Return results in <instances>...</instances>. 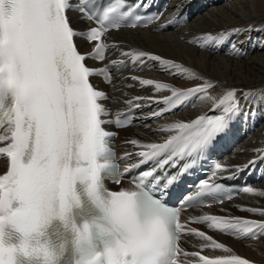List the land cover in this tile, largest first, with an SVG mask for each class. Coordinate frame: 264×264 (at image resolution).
<instances>
[{"label":"snow or ice","instance_id":"snow-or-ice-1","mask_svg":"<svg viewBox=\"0 0 264 264\" xmlns=\"http://www.w3.org/2000/svg\"><path fill=\"white\" fill-rule=\"evenodd\" d=\"M88 5L89 0H0V143L4 145L0 146V156L7 158L6 171L0 174V264H181V256L198 258L192 264H249L205 232L187 228L181 221L182 209L166 202L177 175L162 181L156 173L175 166L178 159L187 163L194 154L207 152L218 138L227 135L252 91L231 88L222 97L205 96L201 94L213 88L210 81L183 90L132 75L127 79L153 86L157 93L168 90L171 94L155 101L129 99L125 102L129 111L114 115L101 103L108 99L107 94L90 82V77L99 75L111 85L110 65L91 68L85 61L103 62L106 50L117 47L104 38L110 29L121 28L129 13L117 15V5L97 15ZM69 11L98 26L74 28ZM160 17L156 14L145 20L136 16L128 26H148ZM176 22L169 19L158 25V30ZM254 30L264 31L254 25L246 28L248 32ZM238 34H242L241 29L236 27L205 39L219 46ZM77 37L94 45L90 53L78 50ZM231 47L237 49L235 43ZM121 55L126 59L110 62L117 70L128 61L141 70L147 61H155L176 77L188 73L196 78L181 64L148 51L131 49ZM193 97L207 103L211 114L199 115L190 123L164 125L159 131L178 132L163 142L127 141L143 150L124 154L122 159L135 154L138 160L126 165L123 174L110 162L106 123L128 126L131 113L144 106L142 100H147L149 107L154 102L166 106L152 112L151 118H157L186 105ZM255 163L252 160L246 166ZM215 167L220 169L221 165ZM133 172L135 176L129 177ZM178 174H182L179 169ZM122 175L134 181V189H106L105 178L120 185ZM200 183L197 197L221 188L207 180ZM243 192L255 190L244 187ZM242 210L264 217L262 208ZM205 221L210 222V229L234 232L241 239L264 237V219L214 215L198 219ZM182 234L203 238L206 243L201 249H222L228 254L210 257L201 251L187 252L179 246Z\"/></svg>","mask_w":264,"mask_h":264},{"label":"bare ground","instance_id":"bare-ground-1","mask_svg":"<svg viewBox=\"0 0 264 264\" xmlns=\"http://www.w3.org/2000/svg\"><path fill=\"white\" fill-rule=\"evenodd\" d=\"M199 1L201 0H176L173 7L180 8L188 2L198 3ZM208 3L210 5L202 14L176 32L160 33L146 29H130L113 32L111 35L114 36L113 41L119 42L116 47L119 52L137 49L161 55L162 59L173 60L182 67L188 68L190 73H194L196 77L194 79L188 73L176 77L162 70L158 62L151 61L152 65L149 70L135 75L142 79L169 83L183 90L210 81L213 88L201 95H212L213 97H222L223 93L231 88L244 92L252 91L253 95L249 102L241 104L240 117L252 120L263 115V120L257 131L245 142L244 147L229 160L228 164L236 167L246 163L257 153L264 152V95H262L264 94V31H246L249 25L264 29V0H208ZM236 27L241 29L242 34L234 35L219 45L227 47L226 53L207 50L206 46H212V44L216 46V43L207 41L205 37L218 36L220 32L230 31ZM232 43L237 45L235 51L231 47ZM138 87L141 85L138 81H134L133 88L119 89L118 93L124 96L130 94V96L152 98L154 101L162 100L164 96L171 94L168 90L157 93L153 86H147L142 90H138ZM193 98L195 104L190 110L176 115H167L161 120L148 123L147 127L142 129L123 130L122 135L125 134V139H137L143 144L160 140L169 134L159 131L164 125L187 121L210 109L207 103L202 102L198 97ZM5 165V160L0 159V173L3 172ZM254 190V193L242 195L218 208H225L231 211V214L244 218H264L259 214L242 210L248 207L264 209V195H259V193H264V184L257 186ZM213 239L236 250L239 255L249 261V264H264V238L236 242L227 237L213 235ZM201 244L203 243L200 242L197 245ZM215 253L228 254L222 249H218Z\"/></svg>","mask_w":264,"mask_h":264}]
</instances>
